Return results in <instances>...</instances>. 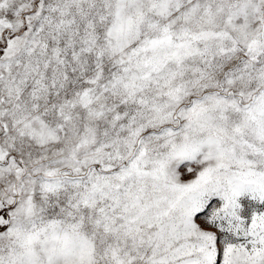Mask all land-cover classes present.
<instances>
[{
    "label": "snow or ice",
    "instance_id": "6c2138e0",
    "mask_svg": "<svg viewBox=\"0 0 264 264\" xmlns=\"http://www.w3.org/2000/svg\"><path fill=\"white\" fill-rule=\"evenodd\" d=\"M0 264H264V0H0Z\"/></svg>",
    "mask_w": 264,
    "mask_h": 264
}]
</instances>
